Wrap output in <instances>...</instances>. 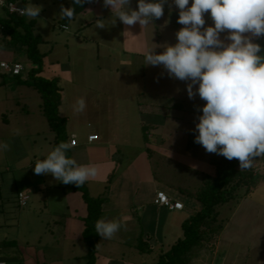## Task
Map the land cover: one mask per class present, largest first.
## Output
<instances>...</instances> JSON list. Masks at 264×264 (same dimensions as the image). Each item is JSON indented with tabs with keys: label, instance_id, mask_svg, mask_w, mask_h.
<instances>
[{
	"label": "rangeland",
	"instance_id": "rangeland-1",
	"mask_svg": "<svg viewBox=\"0 0 264 264\" xmlns=\"http://www.w3.org/2000/svg\"><path fill=\"white\" fill-rule=\"evenodd\" d=\"M65 2V0H31L34 5H43V10L36 19L38 23L36 33L42 35L46 40L41 44V50L47 52L45 65L48 62L49 64L52 61L57 62V60L64 63L67 53L78 58L77 48H72L76 41L74 35L78 29V23L73 22L71 24L72 34L61 29L62 19L59 18V12L61 5L66 7ZM192 2L193 0H189L188 7L191 6ZM169 5H171V9ZM130 6L133 10H138V0H131ZM105 10L111 11V8L108 7ZM178 15V7L172 3V0H167V3L164 4V15L159 19H153L152 23L146 25L148 49L145 53L141 50L139 52L137 47L130 49L131 51L119 50L121 45L118 37L119 32L114 31L116 28L113 30L114 25L110 23L113 16H108L105 20L108 23L103 29L113 31L111 35L112 40H114V42L112 41L114 48L110 50L104 46L101 49L100 63H98H104L103 73L108 80L109 88L117 90L119 88L132 93L139 88H145L152 95H155L158 101H162V107L152 109L155 112L152 111L151 114L144 113V117L142 116L143 113L137 109L136 98L132 99V104L126 105L127 108L133 109L129 112L130 114L127 113L130 117L127 122L130 123L132 136L135 137L138 132L146 130L150 123L155 124L157 122L162 125L156 130L153 129L157 134V136L155 135L156 138L161 136L170 138V144L165 146L173 149L178 148L184 153L188 140L191 144V139H195V135L198 134L193 130L195 124L199 122L196 117L202 115V111L197 112L195 106L202 108L206 101L202 100L199 95L194 100H190L187 95L186 82L169 78L163 66L145 65L147 52L154 49L156 54H161L166 45H175L178 42L176 33L184 27V25L177 23ZM88 16L91 17L92 13H89ZM204 18L206 21L205 28L214 26L210 11L204 14ZM115 19L117 26L114 27L119 28L120 20L118 17ZM94 28H98V32L103 33L102 28L99 29L96 26ZM226 35L227 31L221 33V39H224ZM244 35L250 36L251 34L246 33ZM68 38L71 39L69 42L70 49L65 47ZM255 39L253 38V42ZM225 43H230V41L225 40ZM91 46L97 48L96 45ZM94 50L88 49L87 55L92 57L95 52H98L97 49L95 52ZM2 56L9 59L7 52L0 51V60ZM90 57L86 58L89 59ZM122 59L125 60L123 65H121ZM27 63L24 66L30 67ZM112 64L121 68L120 75L112 72L115 69L114 66H111ZM77 65L78 63L75 67L78 71ZM97 65L87 61V67L91 70L89 75L95 74L96 70L99 69ZM131 72L132 75H130ZM26 74L24 72L22 75L26 76ZM136 79L139 82L134 83ZM11 88L0 87V142L6 140L9 144L13 140L14 147L9 144V150L0 151V165L6 163L5 157L7 156H13L14 161L15 156L26 158L22 159L21 157L19 166H13L12 172L0 173V182L4 185L3 197L0 198V256L7 259L8 264H87L88 246L83 236V219L74 221V213L77 208H79L80 213L85 211L84 215L87 214V203L82 198L81 192L70 191L73 193L68 194L70 187L68 185L70 184L65 185L56 181L52 174H44L43 176L42 174H35V162L33 164L30 162V160H35L33 156L36 154L47 156L54 149L52 136L56 133L51 129L43 109L38 106L43 102L42 97L35 88L29 85L16 87L14 90ZM170 102L179 105L171 108L165 106V103L168 105ZM27 110H29L28 113H26ZM94 115L99 117L103 122L102 125H104V110L98 114L86 113V117L91 123H95ZM27 123L33 125L27 126ZM137 124L146 125V128L139 129ZM36 129L44 131V138L38 140L37 137L25 136L28 131H35ZM66 132L68 131L66 130ZM37 140L38 143L35 144ZM198 155L200 157L196 166L191 162L187 166L186 164L183 165L177 159L165 157L158 153L152 155L150 162L154 168L153 171L159 175L161 181L186 191L196 190L201 186L205 173H215V167L212 172H209V168H204L203 165L207 164L209 167L210 161L221 156L207 153L202 146L201 150H198ZM101 157L104 158V156ZM122 158L124 160H136L137 172L140 176L145 177L146 170H148L145 165L147 156H122ZM202 167L206 172L203 171ZM253 168L261 176V181L251 189L249 196L244 200L246 203H244L243 210L240 211L237 218L231 219L234 214L228 206L234 208L238 202L232 201L221 207V218L224 220L223 230L215 240L204 243L190 264H249L250 261L257 259L255 258L256 248L253 247L256 243L253 234L255 228L257 229L256 232L262 230L264 233V157H259L253 163ZM97 179H99L97 185H100L102 184L100 179H104V177ZM20 189H24L25 192L28 190L31 193V199L26 206L19 204L18 191ZM74 193H76L75 196H81L83 208L76 201V198L72 197ZM187 197L184 196L183 199L187 200ZM243 199L244 197L239 202ZM255 203L262 208L261 213L257 216L254 213L250 214V208ZM246 211L247 213H245ZM108 212L110 214L108 217H112L111 212ZM244 223L245 226L243 227ZM173 234L175 235L176 231ZM239 234L242 236L240 241L231 242ZM263 235H259L261 236L259 239L264 242ZM119 239H123L124 243L119 244L117 241ZM96 243L98 264H109L110 260H107L108 257H106L108 254L112 256L110 264H132V261L140 264H154L161 254L159 250H156L152 254L139 255V252L135 251L133 247L132 235L121 234L120 237L107 240L101 237ZM166 245L165 249L167 250L169 248L168 243ZM252 252L254 255L251 254Z\"/></svg>",
	"mask_w": 264,
	"mask_h": 264
},
{
	"label": "crops",
	"instance_id": "crops-1",
	"mask_svg": "<svg viewBox=\"0 0 264 264\" xmlns=\"http://www.w3.org/2000/svg\"><path fill=\"white\" fill-rule=\"evenodd\" d=\"M25 1L27 4L31 2V0ZM65 1L67 8L70 7L73 0ZM105 9L103 6V0H96V2L89 4L83 12L77 14L76 19H73L67 24L69 29L62 28V25L64 24H61V29L69 34H72L71 24L73 22L78 23V29H76V33L74 35L75 38L73 37L76 41L74 40L75 44L72 47L73 49H75V47L77 48L76 50L78 52H76L78 54V58L73 57L70 53H67L66 61L64 63L57 60V62L52 61L50 64L49 62L46 65L44 64L42 74L49 78L58 77L60 79L63 94V102L60 106V116L65 118L67 123V134L69 136L67 143H70L72 135L74 134L78 139V144L76 146H72L71 150H69L70 158L74 159L79 166H96L98 168V175L95 177L96 179L91 178L86 182L91 196H108V200L104 205V215L101 220L115 221L122 225V227L113 234L111 239H115L118 236L120 237L121 234L132 235L134 240L133 247L135 251L139 252V255L152 254L156 250L163 253L167 251L174 242L183 236V222L201 208V203L196 199L189 197L184 191H182V188L176 187L168 182L161 181L159 179V175L153 171L154 168H152L150 162L153 157L152 155L158 153L165 157L177 159L183 165L186 164L187 166L189 162H191L196 166L200 157L198 155V150H201V145L194 143V139H191V144L190 140H188L186 151L184 153H182L178 148L173 149L166 147L165 145L170 144L171 139L162 136L156 138L157 134L154 130L162 125L157 122L155 124L150 123L146 130L138 132L135 137L132 136L130 123L127 122L130 117L127 113L130 114L129 112L133 109L127 108L126 105L132 104V99L136 98V104L138 106L137 109L139 112L143 113L142 116L144 117V113L148 112V114H151L152 111L155 112V110L152 109L162 107L163 104L162 101H158L156 96L152 95V93L145 88H139L138 90L133 91V93L119 88L118 90L109 88V83L107 82L108 80L104 77L103 73L104 63H99L102 51L101 49H103L104 46L110 50L114 48V40H112L113 37L111 35L113 31L103 29V33H99L97 30L98 28H94L98 19L106 20L108 16L112 15V11ZM89 13H92L91 17L88 16ZM119 23L121 24L119 28L114 27L117 25L112 27L113 30L116 28L114 31H117V33L119 32V36L116 34V37L118 36L121 41L119 50L131 51L130 49H135L134 47H137L136 49L139 50V52L141 50L145 53L148 49L146 26H142L138 22L133 26H126L121 21ZM70 41L71 39L68 38L65 43V47L67 49H70ZM91 45H96L97 48H94ZM88 49L90 51L95 49L94 52L97 49L98 52H95L93 56L90 57L87 55L88 53H86ZM0 51L7 52L9 55V59H5L2 56L0 62L6 60L15 62V60H17V48L14 46L0 45ZM109 55L112 54L109 53ZM86 57L90 58L88 59ZM88 60L94 64H98L97 66H99V69L96 70L95 74L92 73L89 75L91 70L87 67ZM76 63H78V71L75 67ZM124 63L125 60L122 59L121 65ZM111 66H114L115 68L112 72L117 73V75L121 74V68L118 65L115 66L112 64ZM0 74L2 75L0 78V87H12L11 89L14 90L16 87L19 88L20 86H27L26 84L19 83L16 79L17 76L6 74L1 68ZM132 74L133 73L131 72L130 75ZM21 76L23 77L24 75ZM12 79H14L15 82L12 81ZM135 82H139V80L136 79L134 83ZM81 98L85 100L86 107L83 112H76L74 111V106ZM19 104L20 103L18 102V105ZM165 104V106L169 108L179 105H174L173 102L168 103V105L167 103ZM38 106L42 109V103ZM102 110H104V125H102L103 122L96 115H94L96 118L94 120L95 123H91L87 119L86 113L98 114L101 113ZM28 111L29 110H27L26 113H28ZM32 125L33 124L30 125V123H27V126ZM137 125V128L144 129L147 124L145 126H141L140 124ZM92 133L99 134L100 139L90 143L88 141V136ZM146 134L148 135L145 136ZM26 135L27 137L29 135L33 138L37 137L39 140V138H44V131H39L37 129L35 131L31 130L25 133V136ZM52 139L53 148H55V134L52 136ZM38 140L35 141V144L38 143ZM3 142H6V140ZM9 144L14 147L13 140H11ZM101 156H104V158ZM122 156H147L145 165L148 170H146L147 173L145 174V177L140 176L137 172V167H135L136 160H124ZM21 157L22 159L26 158L23 156H15L16 159L14 161L13 156L5 157L6 163L0 165V173L12 172L15 165L19 166L18 164L21 162ZM44 157L45 156L43 155L39 156L36 154L33 156L35 160H30V162L33 164L38 159L43 160ZM209 164V167H207V164L205 166L203 165V167L209 168V172H212L214 165L211 161ZM43 175L44 174H42V176ZM112 176L113 179L110 181V177ZM103 177L104 179H100L102 181V184L100 185L102 186L97 185L99 180L97 178ZM3 189L4 185L0 182V198L3 197ZM158 190H163L172 199L183 202L184 208L182 210H170L166 207L157 205L155 203V198ZM20 192H25V190L20 189L18 191V195ZM25 193L29 194L31 199L30 191L27 190ZM70 193L73 192H69L68 194ZM75 195L76 193H74V196L72 197H75L76 201L83 208V202L80 198L81 196ZM184 196H188V199H183ZM246 198L247 196H245L242 201L238 202L234 208L232 206H228L229 210L234 214V217L231 219L237 218L240 211L243 210L244 203H246L244 200H246ZM108 211L111 212L112 217H108L110 216ZM250 211V214L254 213V215L257 216L261 213L262 208L257 206L255 203L250 208ZM245 213H247V211ZM84 214L85 211L84 213L83 211L80 213L79 208H77L74 213V221H79L80 218L83 219L87 215ZM244 226L245 223L243 227ZM84 228L85 223L83 220V231ZM175 231L176 234L174 235L173 232L175 233ZM256 231L257 229L255 228L253 236L257 244L254 243L253 247L256 248L255 258L257 259L250 261L249 264H264V242L259 239V237H261L259 235L264 233L262 230H259L260 233L259 231ZM142 236L145 241L150 242V244L154 247V251L152 253H142L139 251L137 244ZM241 237L242 236L239 234L238 237H234L231 242L240 241ZM123 239L117 240L118 243L123 244ZM166 243H168L169 246L167 250L165 249V246H167ZM251 254L254 255V252ZM106 257H108L107 260H110L109 262L111 263L112 256L108 254ZM98 260L99 259L97 257L96 264H98ZM6 264L8 263L6 262ZM132 264L140 263L132 261Z\"/></svg>",
	"mask_w": 264,
	"mask_h": 264
},
{
	"label": "clouds",
	"instance_id": "clouds-1",
	"mask_svg": "<svg viewBox=\"0 0 264 264\" xmlns=\"http://www.w3.org/2000/svg\"><path fill=\"white\" fill-rule=\"evenodd\" d=\"M73 2L82 5L96 0ZM165 3L167 0H138V10H133L131 0H103V6L112 11L110 23L115 25L118 17L126 26L137 22L146 26L161 18ZM172 3L179 9L177 23L184 25L176 33L178 42L166 45L161 54L154 49L147 52L145 65L163 66L169 78L186 82L190 100L199 95L206 101L202 108L195 106L202 115L196 117L199 122L193 130L198 133L194 143L207 153L222 155L229 161L237 159L241 171L250 169L255 158L264 157V55H259L262 48L253 42V38L264 37V0H193L190 7L189 0ZM3 5L4 0H0V7ZM42 10L43 5L31 2L16 8L28 19H38ZM209 11L214 26L205 28L204 14ZM59 18L76 19L75 7L61 5ZM107 23L98 19L95 26L103 29ZM85 107L81 98L74 111L83 112ZM71 147L60 143L43 160L35 162L34 173L52 174L56 181L78 188L95 178L96 166H79L68 158L66 153ZM9 149L7 142H0V151ZM121 227L115 221L98 220L95 232L111 239Z\"/></svg>",
	"mask_w": 264,
	"mask_h": 264
},
{
	"label": "trees",
	"instance_id": "trees-1",
	"mask_svg": "<svg viewBox=\"0 0 264 264\" xmlns=\"http://www.w3.org/2000/svg\"><path fill=\"white\" fill-rule=\"evenodd\" d=\"M27 5L25 0H8ZM91 3L74 5L76 15L83 12ZM72 21V20H71ZM67 18L62 19L61 24L70 23ZM0 45L14 46L17 48V60L15 62L29 64L26 67V76H17L19 83L35 88L42 97L43 113L48 117L51 129L56 133L54 146L67 143L68 134L65 118L60 116V106L63 102L62 87L58 77L49 78L42 74L47 52L41 50L44 38L36 33V19H28L25 16L10 13L7 8L0 7ZM261 46L259 55H264V37L256 38L255 42ZM70 158V151L66 153ZM259 157L255 158L254 162ZM215 173H205L202 184L196 190H182L189 197L201 203V208L188 217L182 224L183 236L174 242L171 247L160 254L154 264H190L192 258L202 249L205 242L213 241L224 228V220L221 218V207L232 201L239 202L250 194L252 188L261 181V176L254 168L240 170L239 161H229L222 155L212 161ZM253 162V163H254ZM113 176L110 177L112 181ZM70 186V187H69ZM68 191L81 192L87 203V215L83 218L85 228L84 239L88 246L87 264L97 263V240L100 235L95 232V224L104 215V205L108 200L107 195L91 196L87 182L78 188L75 184L68 185ZM244 190V191H243ZM20 204V203H19ZM137 247L142 253H152L154 247L150 242L140 238ZM0 262L7 259L0 256Z\"/></svg>",
	"mask_w": 264,
	"mask_h": 264
},
{
	"label": "built area",
	"instance_id": "built-area-1",
	"mask_svg": "<svg viewBox=\"0 0 264 264\" xmlns=\"http://www.w3.org/2000/svg\"><path fill=\"white\" fill-rule=\"evenodd\" d=\"M4 8H7L10 13L20 15L16 8L24 7L22 4L4 0ZM1 7V8H3ZM1 28V25H0ZM62 28L69 29L67 25H62ZM0 68L4 73L9 74L11 76H19L22 75L26 68L22 63L19 62H10V61H1ZM100 139L99 134L92 133L88 136V141L90 143L95 142ZM71 146H76L78 144L77 136L74 134L69 143ZM30 195L25 192L19 193V203L21 206H26L29 203ZM155 203L159 206L166 207L170 210H182L184 208V203L178 200L172 199L165 191L158 190L155 198ZM0 264H6V262H0Z\"/></svg>",
	"mask_w": 264,
	"mask_h": 264
}]
</instances>
